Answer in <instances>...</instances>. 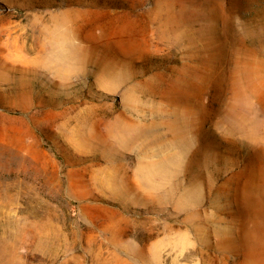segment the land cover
Wrapping results in <instances>:
<instances>
[{"label": "rangeland", "instance_id": "374dc122", "mask_svg": "<svg viewBox=\"0 0 264 264\" xmlns=\"http://www.w3.org/2000/svg\"><path fill=\"white\" fill-rule=\"evenodd\" d=\"M0 264H264V0H0Z\"/></svg>", "mask_w": 264, "mask_h": 264}]
</instances>
